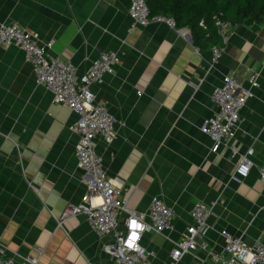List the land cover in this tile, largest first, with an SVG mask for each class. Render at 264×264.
Wrapping results in <instances>:
<instances>
[{"label":"crops","instance_id":"obj_1","mask_svg":"<svg viewBox=\"0 0 264 264\" xmlns=\"http://www.w3.org/2000/svg\"><path fill=\"white\" fill-rule=\"evenodd\" d=\"M128 0H0V24L15 23L51 43L50 55L70 63L77 75L101 53L119 63L90 91L123 126L114 141L96 140L108 178L126 207L144 212L160 198L174 214V231L143 234L140 244L155 253L151 264H170L169 252L191 224L196 203L211 208L204 241L221 252L222 231L247 245L264 243V21L232 26L218 63L210 48L193 44L188 28L150 23L128 32ZM257 88L240 112L233 140L210 153L199 132L215 108L213 88L226 75ZM200 83L193 88L189 81ZM76 115L54 104L35 85L32 69L15 47L0 46V244L15 264H112L102 251L111 236H97L83 216L56 227L69 204L85 192L74 157ZM233 149L236 153L231 154ZM242 155L251 166L236 185L230 175ZM124 227L123 222L120 228ZM39 252V254H38ZM177 264H216L207 252L184 255Z\"/></svg>","mask_w":264,"mask_h":264},{"label":"built area","instance_id":"obj_2","mask_svg":"<svg viewBox=\"0 0 264 264\" xmlns=\"http://www.w3.org/2000/svg\"><path fill=\"white\" fill-rule=\"evenodd\" d=\"M127 17V31L130 33L151 22L174 27L170 19L151 16L145 0H128ZM214 26L222 45L210 48L212 66L218 63L232 28L229 22L222 19L221 14L215 16ZM0 46L15 47L21 51L24 61L31 66L35 85L51 95L52 103L63 106L76 115V121L71 127L77 138L74 157L76 168L84 177L85 192L79 203L69 204L64 209L55 220L56 227H61L70 218L83 216L97 236L112 237V241L102 247L112 264H151L155 253L143 248L140 239L143 234L150 233L168 240V235L174 231L173 211L158 197L152 198L144 212L128 209L127 200L118 198V190L122 186L114 184L108 178L95 148L97 139L105 145L111 144L116 137V127L123 126L104 104L93 103L90 91L93 86H99L106 75L113 73L119 63L118 55L114 52L101 53L81 75H77L70 63L50 55L51 43H40L35 35L15 23L0 24ZM257 76L258 73H254L248 80L249 87H244L232 75H226L221 84L213 88L210 101L215 111L199 128V132L210 139V153L218 152L233 140L240 112L257 88ZM199 83L196 80L187 84L196 88ZM230 152L233 155L236 153L233 149ZM250 166L248 156L242 155L230 175V181L240 185L248 177ZM257 172L264 187V164ZM189 215L191 224L185 228L181 239L173 243L169 252L170 264H177L184 255L197 250L207 252L211 262L216 264H264V243L256 241L247 245L240 237L226 231L220 233L223 240L221 252L208 248L204 238L210 230L209 206L196 203ZM121 222L124 224L122 229ZM37 259L38 257H26L24 261L36 264ZM0 264H15L12 258L6 257L1 244Z\"/></svg>","mask_w":264,"mask_h":264},{"label":"trees","instance_id":"obj_3","mask_svg":"<svg viewBox=\"0 0 264 264\" xmlns=\"http://www.w3.org/2000/svg\"><path fill=\"white\" fill-rule=\"evenodd\" d=\"M151 16L173 21L178 28H188L193 44L200 48L220 47L214 26L215 16L235 25L264 21V0H145ZM201 23V24H200Z\"/></svg>","mask_w":264,"mask_h":264}]
</instances>
